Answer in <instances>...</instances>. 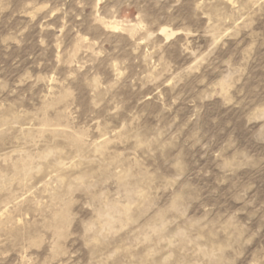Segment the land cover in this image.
Here are the masks:
<instances>
[{"label": "rangeland", "instance_id": "obj_1", "mask_svg": "<svg viewBox=\"0 0 264 264\" xmlns=\"http://www.w3.org/2000/svg\"><path fill=\"white\" fill-rule=\"evenodd\" d=\"M0 264H264V0H0Z\"/></svg>", "mask_w": 264, "mask_h": 264}, {"label": "bare ground", "instance_id": "obj_2", "mask_svg": "<svg viewBox=\"0 0 264 264\" xmlns=\"http://www.w3.org/2000/svg\"><path fill=\"white\" fill-rule=\"evenodd\" d=\"M163 34H164V36H165L166 39H170L171 37L174 36V35L168 33L167 31H164Z\"/></svg>", "mask_w": 264, "mask_h": 264}]
</instances>
